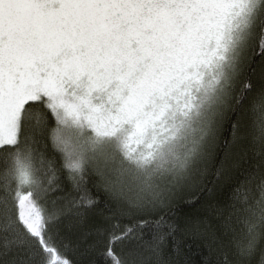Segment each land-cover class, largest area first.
<instances>
[{"label": "snow or ice", "instance_id": "6c2138e0", "mask_svg": "<svg viewBox=\"0 0 264 264\" xmlns=\"http://www.w3.org/2000/svg\"><path fill=\"white\" fill-rule=\"evenodd\" d=\"M0 264H264V0H0Z\"/></svg>", "mask_w": 264, "mask_h": 264}, {"label": "trees", "instance_id": "16d2710c", "mask_svg": "<svg viewBox=\"0 0 264 264\" xmlns=\"http://www.w3.org/2000/svg\"><path fill=\"white\" fill-rule=\"evenodd\" d=\"M217 227L218 225L215 221H211L208 224V228L210 230H215ZM186 244L188 245V247L185 248V251L187 252L188 256L194 261L200 260L208 253V249L202 241L188 240L186 241Z\"/></svg>", "mask_w": 264, "mask_h": 264}]
</instances>
